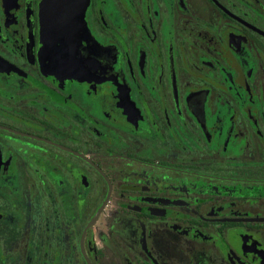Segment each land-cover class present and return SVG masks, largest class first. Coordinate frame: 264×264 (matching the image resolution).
I'll return each mask as SVG.
<instances>
[{"label":"flooded vegetation","instance_id":"af4514ba","mask_svg":"<svg viewBox=\"0 0 264 264\" xmlns=\"http://www.w3.org/2000/svg\"><path fill=\"white\" fill-rule=\"evenodd\" d=\"M88 1L0 0V264H264V0Z\"/></svg>","mask_w":264,"mask_h":264},{"label":"water","instance_id":"95a60500","mask_svg":"<svg viewBox=\"0 0 264 264\" xmlns=\"http://www.w3.org/2000/svg\"><path fill=\"white\" fill-rule=\"evenodd\" d=\"M88 2L43 0L41 5L44 50L61 60L65 58V65L69 69L76 67V45L89 39L90 32L85 20Z\"/></svg>","mask_w":264,"mask_h":264}]
</instances>
